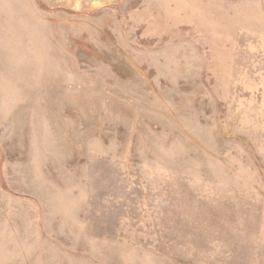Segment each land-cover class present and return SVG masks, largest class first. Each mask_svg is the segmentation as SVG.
<instances>
[{
	"label": "rangeland",
	"instance_id": "rangeland-1",
	"mask_svg": "<svg viewBox=\"0 0 264 264\" xmlns=\"http://www.w3.org/2000/svg\"><path fill=\"white\" fill-rule=\"evenodd\" d=\"M0 264H264V0H0Z\"/></svg>",
	"mask_w": 264,
	"mask_h": 264
}]
</instances>
